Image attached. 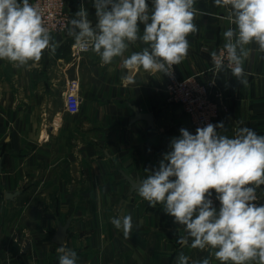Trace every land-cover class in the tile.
<instances>
[{
    "label": "crops",
    "instance_id": "obj_1",
    "mask_svg": "<svg viewBox=\"0 0 264 264\" xmlns=\"http://www.w3.org/2000/svg\"><path fill=\"white\" fill-rule=\"evenodd\" d=\"M146 2L151 12L153 0ZM67 3L71 19L83 5L90 24L98 23L94 0ZM194 8L198 30L187 37V56L174 65L178 77L203 73L201 79L218 81L217 124L224 125L218 132L231 138L237 128L249 127L264 135V52L255 43L246 46V85L226 69L209 71L211 53L236 26L227 19L229 8L214 0H195ZM139 28L142 35L144 25ZM51 37L55 54L46 49L39 62L14 66L0 60V264H59L56 249L62 244L53 240L66 225L63 243L77 253V264H178L180 253L188 264H221L215 249L192 248L191 237L182 239L184 226L162 204L151 207L136 189L149 175L145 169H158L181 128L194 134L190 117L167 100V74L124 68L125 58L149 46L129 43L123 56L104 65L92 48L77 53L68 30ZM72 80L81 99L75 115L65 110ZM137 114L152 115L153 125L135 120ZM257 190L264 204V185ZM129 214L133 229L125 239L111 220Z\"/></svg>",
    "mask_w": 264,
    "mask_h": 264
},
{
    "label": "clouds",
    "instance_id": "obj_2",
    "mask_svg": "<svg viewBox=\"0 0 264 264\" xmlns=\"http://www.w3.org/2000/svg\"><path fill=\"white\" fill-rule=\"evenodd\" d=\"M194 3L153 0L149 12L146 0H94L99 31L91 27L88 11L81 5L68 35L74 36L81 50L91 47L104 65L123 56L129 43L141 40L149 47L125 58L124 68L171 75L173 65L188 54L187 37L198 30L193 23L198 11ZM214 5L229 8L227 19L236 26L223 33L224 49L211 53L214 69L223 70L227 60L233 77L246 85L243 63L251 52L246 46L255 43L264 52V0H214ZM51 41L37 5L29 0H0V60L14 66L39 62L44 50L55 54L57 44ZM125 79L134 82L131 76ZM217 128L223 130V123L198 127L195 134L181 128L158 169H145L149 175L136 189L151 207L162 204L184 226L187 235L182 239L191 237L192 248L215 249L221 264H264V205L255 203L256 189L264 185V135L240 127L230 138ZM211 190L221 205L218 212L207 198ZM111 223L122 229L125 239L130 237V214ZM56 251L59 264H77V253L64 243ZM178 264H188V257L180 253ZM201 264L210 262L204 259Z\"/></svg>",
    "mask_w": 264,
    "mask_h": 264
},
{
    "label": "built area",
    "instance_id": "obj_3",
    "mask_svg": "<svg viewBox=\"0 0 264 264\" xmlns=\"http://www.w3.org/2000/svg\"><path fill=\"white\" fill-rule=\"evenodd\" d=\"M29 3L39 7L44 25L48 28L50 35L63 34L69 29L71 17L67 9V0H30ZM90 49L91 47L86 51ZM223 49L224 46H221L217 54ZM86 51L79 47L76 49L77 53ZM223 69L231 72L227 60H225ZM211 70L215 71L213 62L209 71ZM171 71V75L167 74V100L171 104L178 105L190 117L194 134L198 127L202 128L210 123L217 125L221 116L220 102L222 100L218 81L214 77L201 79L203 73L179 78L174 65ZM78 90V81L72 80L68 83L65 91V110L68 114L75 115L80 112L81 99ZM256 195L257 201L255 203L258 206L263 205V200L257 189ZM208 199H211L213 207L219 210L221 205L217 199V194L215 193Z\"/></svg>",
    "mask_w": 264,
    "mask_h": 264
},
{
    "label": "water",
    "instance_id": "obj_4",
    "mask_svg": "<svg viewBox=\"0 0 264 264\" xmlns=\"http://www.w3.org/2000/svg\"><path fill=\"white\" fill-rule=\"evenodd\" d=\"M92 25L93 24H91V26ZM97 25H98V23L96 25H94V28H95V30L99 31ZM140 119H145L146 121L149 122L150 125H153L154 118L150 114H137L135 120H140ZM67 230H68V225L63 226V227H60V229L58 230V232L56 233V235L54 237V240H53L54 243H56V244H62L63 241L66 238Z\"/></svg>",
    "mask_w": 264,
    "mask_h": 264
},
{
    "label": "rangeland",
    "instance_id": "obj_5",
    "mask_svg": "<svg viewBox=\"0 0 264 264\" xmlns=\"http://www.w3.org/2000/svg\"><path fill=\"white\" fill-rule=\"evenodd\" d=\"M59 108H60V104H59V102L55 101V103L53 104V110L56 111V110H58ZM53 124H54V122H53ZM57 124H58V123H57ZM55 126H56V123L54 124V127H55ZM70 134H71V135H70V139H71V137H72V138H75V137H74V134H72V132H70ZM66 163H67V161L64 162L65 165H66ZM62 173H63V172H62Z\"/></svg>",
    "mask_w": 264,
    "mask_h": 264
},
{
    "label": "trees",
    "instance_id": "obj_6",
    "mask_svg": "<svg viewBox=\"0 0 264 264\" xmlns=\"http://www.w3.org/2000/svg\"><path fill=\"white\" fill-rule=\"evenodd\" d=\"M92 28H94V25L91 26ZM95 29V28H94ZM264 205V204H263Z\"/></svg>",
    "mask_w": 264,
    "mask_h": 264
}]
</instances>
